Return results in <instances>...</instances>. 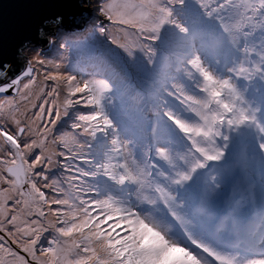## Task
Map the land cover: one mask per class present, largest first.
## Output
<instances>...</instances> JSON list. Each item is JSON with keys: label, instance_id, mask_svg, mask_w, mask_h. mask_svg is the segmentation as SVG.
Wrapping results in <instances>:
<instances>
[{"label": "snow or ice", "instance_id": "obj_1", "mask_svg": "<svg viewBox=\"0 0 264 264\" xmlns=\"http://www.w3.org/2000/svg\"><path fill=\"white\" fill-rule=\"evenodd\" d=\"M97 11L123 67L101 61L83 79L36 55L13 76L0 61V264H264V183L262 226L235 240L190 196L218 186L210 172L229 151L264 173V0H101ZM46 23L55 32L63 18ZM130 73L153 74V136L139 147L108 110L114 77Z\"/></svg>", "mask_w": 264, "mask_h": 264}, {"label": "rangeland", "instance_id": "obj_2", "mask_svg": "<svg viewBox=\"0 0 264 264\" xmlns=\"http://www.w3.org/2000/svg\"><path fill=\"white\" fill-rule=\"evenodd\" d=\"M93 6L89 24L73 28L59 29L55 32L50 44L39 55L47 60L62 59L66 68L64 71L77 75L78 78L88 79L95 76L98 64L102 61L106 65H113V61L123 67V61L118 55L120 50L111 44L108 38L101 35L96 28L101 22L112 30L113 35L118 33L110 23L97 11L101 0H92ZM61 45H64L61 47ZM109 53L107 54V48ZM39 71V79H43L45 67L35 65ZM50 70V69H47ZM158 71H165L158 68ZM153 74L130 73L127 78L114 77L116 88L111 98L109 112L124 128L128 137L133 139L139 147L147 144L149 133V118L146 109L150 106L149 101V76ZM49 85L51 82H47ZM77 109L70 110V116L64 117L60 123L62 130H70L72 113ZM79 111H87L78 106ZM166 130L160 128V137L166 136ZM157 136L159 134L157 133ZM229 163L224 169L222 178L220 204L216 208L208 209L202 203H195L194 210L204 218L216 214L220 220L217 227L220 233L229 236L240 237L250 230H259L262 226L260 219L261 186L264 183V173L258 160L246 159L243 150L228 152ZM218 210V211H217ZM243 214H246L245 216ZM214 218V221H215ZM247 230V231H246Z\"/></svg>", "mask_w": 264, "mask_h": 264}, {"label": "water", "instance_id": "obj_3", "mask_svg": "<svg viewBox=\"0 0 264 264\" xmlns=\"http://www.w3.org/2000/svg\"><path fill=\"white\" fill-rule=\"evenodd\" d=\"M92 6V0H0V61L20 74L50 44L56 31H47L46 22L59 15V29L89 24Z\"/></svg>", "mask_w": 264, "mask_h": 264}, {"label": "bare ground", "instance_id": "obj_4", "mask_svg": "<svg viewBox=\"0 0 264 264\" xmlns=\"http://www.w3.org/2000/svg\"><path fill=\"white\" fill-rule=\"evenodd\" d=\"M117 36H119V34H117ZM109 47L107 48V54L109 53ZM46 60V59H45ZM54 61H56V62H61L62 63V67H61V71H63V72H65L64 70L66 69V68H68L67 66H65V62H64V60H62V59H56V60H54ZM113 63L114 64H117V67H119L118 65V63H116L115 61H113ZM50 70H53L54 71V69H50ZM40 80H42V79H40ZM47 90V89H46ZM245 234H243V235H241L242 237L244 236Z\"/></svg>", "mask_w": 264, "mask_h": 264}, {"label": "flooded vegetation", "instance_id": "obj_5", "mask_svg": "<svg viewBox=\"0 0 264 264\" xmlns=\"http://www.w3.org/2000/svg\"><path fill=\"white\" fill-rule=\"evenodd\" d=\"M0 98H2V97H0Z\"/></svg>", "mask_w": 264, "mask_h": 264}]
</instances>
